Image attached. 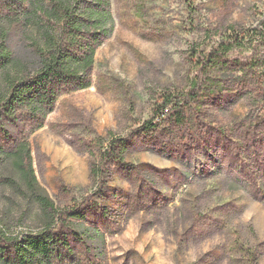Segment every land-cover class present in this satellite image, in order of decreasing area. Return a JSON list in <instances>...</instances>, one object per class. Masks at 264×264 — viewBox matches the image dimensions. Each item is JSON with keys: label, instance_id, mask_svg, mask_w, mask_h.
Masks as SVG:
<instances>
[{"label": "rangeland", "instance_id": "374dc122", "mask_svg": "<svg viewBox=\"0 0 264 264\" xmlns=\"http://www.w3.org/2000/svg\"><path fill=\"white\" fill-rule=\"evenodd\" d=\"M112 9L114 31L96 53L93 86L61 97L31 138L38 188L61 209L94 196L108 220V264H247L242 247L258 249L264 264V197L234 159L228 163L236 143L191 142L197 123L231 129L237 142L255 132L264 104L243 91L249 75L237 68L198 73L195 64L223 36L235 35L232 28L258 27L264 0H112ZM231 58L261 64L264 47ZM198 77L215 91L186 101L187 130L157 141L136 135L164 96L188 93ZM171 114H159L153 126ZM113 138L128 144L130 173L108 168L98 182L92 167ZM0 175L10 180L0 184V228L15 236L42 229L43 215L12 160Z\"/></svg>", "mask_w": 264, "mask_h": 264}, {"label": "trees", "instance_id": "16d2710c", "mask_svg": "<svg viewBox=\"0 0 264 264\" xmlns=\"http://www.w3.org/2000/svg\"><path fill=\"white\" fill-rule=\"evenodd\" d=\"M114 26L112 0H0V168L9 160L14 162L44 219L36 232L15 236L0 228V264H108L103 232L108 224L106 213L98 214L93 195L63 209L44 195L33 169L31 138L45 127L61 97L93 86L96 53L112 36ZM232 31L235 35L223 36L199 57L196 71L227 75L237 68L251 79L243 91L250 93L254 103L264 104V62L231 58L237 50L257 52L264 47V18L252 30ZM208 83L202 84L198 77L188 93L164 96L155 118L136 135L157 141L162 133L187 130L184 104L195 101L198 91H215ZM166 110L172 112L168 120L153 126ZM260 113L250 139L237 142L231 129L197 123L191 142L197 147H207L217 139L235 142L226 154L228 163L234 159L257 197L263 198L264 108ZM127 148L125 140L118 138L102 145L91 170L96 181L102 182L112 167L130 173L124 159ZM9 182L0 175V184ZM99 192L104 194V190ZM237 249L245 254L247 264H259L258 249Z\"/></svg>", "mask_w": 264, "mask_h": 264}]
</instances>
